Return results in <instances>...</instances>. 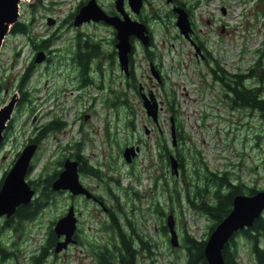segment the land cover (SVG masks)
Returning a JSON list of instances; mask_svg holds the SVG:
<instances>
[{"label": "rangeland", "instance_id": "374dc122", "mask_svg": "<svg viewBox=\"0 0 264 264\" xmlns=\"http://www.w3.org/2000/svg\"><path fill=\"white\" fill-rule=\"evenodd\" d=\"M37 1L20 0L17 21L28 23L32 18V20L36 18L32 31L39 37H44L53 29L46 23V16L56 18V23L59 21L57 25H60L62 21H65L69 8L76 6V0H40L44 8L37 5L32 7ZM57 1H63L62 5H58ZM43 4L40 5L43 6ZM143 12L148 21L153 23L150 24L153 40L161 49L159 51L162 53L163 71L167 75L163 86H160L156 93L153 90L156 99L164 102L160 105L158 118L161 132L145 114L141 98L135 91H124L125 98L128 97L129 105L133 110V130L123 124L126 110L122 105L114 108V115H112V110L105 101L96 99L102 95L105 97L107 93L93 89L83 91L80 93L82 102L79 108L72 109L75 107L72 98L66 100L63 110H66L65 117L68 126L63 132L53 134V137L42 141L37 157L32 160L33 166L26 175V180L38 178L44 169L47 173L59 172L62 165L58 162L64 160L63 156L67 155L69 150L77 148L76 144L79 139H86L82 152L100 170L104 180L89 176L85 181L103 197L108 205L114 207L116 213L118 208L115 196H118V201L131 219L133 228L143 235H148L149 242L155 244L152 249L154 253H151L141 250L138 243H135L136 264H170L183 262L185 253L183 249H180L179 244L177 246L170 244L168 228L161 233L158 219H161L162 224L165 225L166 217L173 214L178 241L184 231H188L196 238H205L210 220L187 204L185 194L178 197L177 192L173 191L172 178L174 177L169 171V164L164 163L163 156H160L157 149L156 142L159 136L164 137L169 148L173 149L170 117L174 115L169 111L166 103L167 91H173L176 96L178 116L175 120L178 119L184 131L185 145L181 144L183 150L188 152L192 148L198 150L210 169L214 171L231 170L232 179L236 178L245 186L264 187V119L257 111L251 112L244 108L233 110L219 103L218 94L212 95L218 89L217 84H212L211 88L202 87L201 89L193 84L194 81L191 80L193 76L206 67L194 60L195 47L193 51L189 41L180 34L175 24L176 18L174 19L170 13L169 4L164 0H146ZM193 18L197 35L204 39L209 54L216 57L227 71L242 72L254 65L255 72H259L260 68L264 67V0H199V4L193 9ZM82 30L83 34L93 36L98 41L100 36H107V41H111L108 27L85 24L75 29L70 27L69 22L66 21L63 28L58 30L60 38L52 45L60 48L56 52L68 54L69 50L74 51L75 44H72V40L76 33ZM66 45L69 47L66 48ZM108 48H110L109 45L103 44V50ZM136 49L135 72L141 83L145 85V78L141 74L150 76L149 65L144 58L142 48L136 45ZM31 55L32 48L27 45L26 38L19 34L14 35L9 30L0 47V84H2L0 106L14 99L15 108L13 107L14 110L6 123L4 139L0 144L1 180L11 168L17 153L26 144L33 116H37V123L45 122L47 119L46 112L51 100H44V97L50 82L45 83L44 66L38 67L24 87L30 89L33 102L39 103V107L31 113L27 102L24 101L22 106L16 107L15 105L20 96L17 87L22 67ZM259 57H261L260 66L255 65ZM114 64L115 71L119 72L117 60ZM120 75L122 76L121 72ZM115 79L117 80V76ZM255 82L256 80H253L252 83ZM118 88L119 86H116L115 91L121 92ZM91 101L96 102L89 105ZM83 114H89V117L84 119ZM107 122L109 126L105 130ZM10 123L12 125H9ZM145 126L150 128L151 132L149 130L146 134ZM80 128L83 129L82 132L79 131ZM105 133L109 135L108 140ZM257 135L259 139L256 138ZM135 142L141 145L138 144L141 150L131 163H127L122 156V150L125 146ZM110 153H112L114 162L116 161L114 164V168L117 167L116 171L109 169L107 164L101 163L103 159L109 158ZM190 166L189 163L188 168ZM131 173L134 176L130 175ZM43 175L45 176L46 173ZM176 189H178V183ZM109 190L114 195L109 193ZM170 191L173 194L172 203L167 201ZM36 195L37 193L33 197L36 198ZM70 202L68 194L57 193L52 202L42 208L35 219L25 223L24 230L30 240L28 242L19 241L16 245L19 264H26V260L30 258V251L39 249L43 235L52 228L55 218L64 211L66 212V207ZM155 202H158L164 215L157 212L156 208L154 209ZM81 209L85 211L82 216L85 227L91 224V229L86 233L88 238L96 241L97 246H102L112 235L110 242L106 243L107 246H112L116 231H103L93 220L100 210L88 203H85ZM97 217L102 219L104 215L100 213ZM117 218L122 228L127 233H131L130 227L125 225L124 217L117 214ZM19 233L21 232L13 229L11 233L6 231L5 241L16 240ZM237 239L239 240L238 252L241 263L256 264L249 245H246L242 237L238 236ZM4 247L7 248L8 244ZM90 253L91 250L87 244L84 248L70 245L67 250L60 251L57 257L49 255L43 264H98L97 259ZM13 262L16 264L14 260Z\"/></svg>", "mask_w": 264, "mask_h": 264}, {"label": "flooded vegetation", "instance_id": "af4514ba", "mask_svg": "<svg viewBox=\"0 0 264 264\" xmlns=\"http://www.w3.org/2000/svg\"><path fill=\"white\" fill-rule=\"evenodd\" d=\"M88 1L89 0H76V6L69 8V10L67 11V15H65L66 16L65 21L64 22L62 21V23L60 22L61 23L60 25H57L59 23V21H58V23H56V21H57L56 18H54L52 16H46V18H45L46 23L48 25H51L50 27H53V29L49 34L44 35V37H39V35L34 34V32L32 31V27L34 26V23L36 22V18L34 20H32L33 19L32 18L31 22H28L29 27H30L29 32L31 35L30 39H27L26 36L19 34V35L26 38L27 45H29L32 48V55H31L30 59L28 60V62L25 63L24 67H22L20 77L22 78L23 75L25 76L26 73H28V74L26 76L27 80L24 83V85L21 88L17 87L18 91H20V96H19V100L15 104L16 107L18 106V104L22 100L21 99L22 93L26 97L24 99V101L27 102L28 107H30L31 113L34 111V109L39 107V105H40L39 103L33 102V97L30 94V89L24 88L25 85L31 80L34 72L38 69V67L44 66L43 74L46 78L45 83H47L48 81L50 82V84L48 85L49 89H47V94L44 97V100H48V99L51 100L50 106L48 107L47 112H46L47 119L45 122L37 123V121H38L37 116H35V115L33 116V118L31 119L32 125L30 128V134L27 137L26 142H25L26 144H28V143H36L37 144L36 152L34 153L32 160L37 157L38 150L41 148V143H42V141H44L45 138L53 137L52 136L53 134L56 135L58 133H61L67 128L68 122L66 121V117H65L66 110H63V108L65 107V102L68 98L73 99V104L75 105V107L72 109L75 110L77 107L79 108L81 105V102H82V98L80 95L81 92L86 91V90H90V89L96 90L97 92L100 91L101 93L105 92V93H107V95L105 97H103V95H102L101 97L96 98V99H101L102 101H105L106 105L109 106V108L112 110V115H114V108H116L115 102L119 101V100L114 99V92H115L116 86H119L118 89L121 90L120 93H123L124 95H125L124 91L131 90V91H135L138 94V96L141 98V96H140L141 93L148 94V93L154 92V91L156 93V90L160 86H163V83H164L165 79L167 78L166 73H164V71H163V66H162V62H161L162 53L159 51L160 48L157 47L155 41L153 40L152 28H151V25L153 23H150L148 21L147 16L144 15V12H143V7L146 4V0H142L143 1L142 7L140 8V11L138 13H134L132 11V9L128 3L129 0H94L95 3L106 13V15H108L110 17L116 16V17H119L121 20H124L126 17H129L133 20H137V21L144 23L147 27L148 36H149L147 43L144 44L140 39H138L134 36H130L131 48H130V51L128 52L127 72L124 69H121V66H120V63L118 60V50H117V46H116V44L118 43V39L116 38V30L114 29V27L112 25H109L102 20H100V21L90 20V21L83 22L80 25H74V19H75L76 14L78 13L79 9L83 5H85ZM62 2L57 1L56 3L61 6ZM164 2L170 5V13L173 15L174 19L176 18V13H174L172 11V8L174 6L184 9L186 11V13L188 14L189 21L191 24V29H192L191 40L194 43V44H192L189 42V45L192 47L193 51H194L195 45L200 49V52H198L197 54H195V51H194L193 58L197 63L202 64L206 67L205 69L200 70V72H197L193 76V78L191 79L192 81H194L193 84H195L198 89H201L202 87L211 88L212 84H217L218 89L216 92H213L212 95H214V93L218 94V97H219L218 102L221 104H225L227 107L232 108L233 110L240 109L241 106L238 105V102H235L233 100V97L230 94V92L227 91L225 86L222 85L219 82V79L216 77V74L219 71L225 72L224 67L222 66L221 63L218 62V59L216 57H213V56H211V54H209V51L207 50V48L205 46L204 39L200 38L197 35V31L194 28V24L192 21V19L194 20L193 9L199 4V0H192V1L171 0L170 2H167V0H164ZM40 4H43V3L40 0H38L37 3L32 7H36V5L41 6L43 8L45 7L44 4H43V6ZM66 21L69 22L70 27H73L75 29H78V26L82 27L85 24H88V25L96 24V25H102V26L108 27V31L110 34L109 38L111 39V41H107V36H104V37L100 36L101 38L98 41L97 38H95L93 36H88L87 34H83V30H82V31L77 32L76 35L74 36L73 40H72V44L73 43L75 44L74 51L69 50L68 54H64L62 52H56V51L60 50V48L53 47L52 45L54 44V42H56L60 38V34H59L58 30H61L63 28ZM14 35H16V34H14ZM85 37H92L93 38L92 40L94 42L93 45H96V44L100 45L101 52H99L96 56H92L91 59L89 60L90 64L88 66L87 76L89 77L90 81L87 82L84 86H82V84H83L82 83L83 78H82V73H81L82 68L80 65L81 63L79 64V61H80L79 56L76 55L77 52H75V50H76L77 44H79V46H80L81 45L80 41L82 40V38H85ZM49 38H51V41L46 48H40L39 46L35 45V43H38L43 39H49ZM68 41H69V39H68ZM103 44L109 45L110 48H108L107 50H103ZM136 45H139L142 48L143 53H144V58L146 59L148 65H149L150 76L141 74V76L145 78V85L141 83V80L138 79V77L136 76V72H135L136 58L134 57V55H135V52L137 51ZM65 47L68 48L69 46L66 45ZM38 52L43 53V58L40 61H37V59H36ZM147 53L149 55H147ZM115 60H117V64L119 66V72H116L114 69ZM27 70H29V72H27ZM152 71H154L156 74H158L160 76V80H161L160 82L157 81V79L153 75ZM120 72L122 73V76L120 75ZM203 72H205V73H203ZM232 73H237V71H234ZM131 74H134V76H135L134 82L131 81ZM116 76H117V80L115 79ZM120 76H121V78H120ZM153 78L155 79V82H154ZM19 82H20V80H19ZM19 82H18V86H19ZM133 84H135L134 85L135 88H132L131 85H133ZM1 85L2 84H0V88H1ZM74 90H76V91H74ZM196 91H199V90H196ZM67 93H69V94H67ZM154 96L156 98L155 94H154ZM156 100L158 101V103L160 105L164 103L161 100H158V99H156ZM125 101L127 104L130 103V101L128 100V97L125 98ZM95 102L91 101L89 103V105H92ZM141 103H142V100H141ZM120 105H122V104H120ZM252 111L255 112L254 110H252ZM88 117H89V114H83L84 119H87ZM54 119H57L58 121L60 120V121L64 122V125H62L59 128L49 129L42 138L40 137L38 139L39 133L46 127V124H48L50 121H52ZM173 121H174L175 130L177 133L176 120L173 118ZM9 125H12V123H10ZM154 125H155V127H157L159 132H161V128H160L159 124L156 125L154 123ZM108 126H109V123L107 122L104 129L106 130L108 128ZM146 130H148V132H146ZM149 130L151 132V129L147 128L145 126V133L146 134L149 133ZM8 131H9V128L6 131V137H7ZM79 131L82 132L83 129L80 128ZM4 132H5V130H4ZM4 132H3V136H4ZM105 135H106L107 140H108L109 135L106 133H105ZM85 140L86 139H84V138L78 140V145H79L80 149H83V145L85 143ZM132 144H134L135 146L140 145L139 143H136V142L132 143ZM140 146H139V149H140ZM177 146H178V143L176 142V145L174 147H177ZM18 153H17V155H18ZM111 154L112 153H110V156L107 160L103 159L101 162V163H104L105 165L107 164L108 168L110 166H113V164H114V158L111 156ZM86 158L88 159V157H86ZM135 158L136 157H134L133 159H135ZM63 159L64 160H62V163H60L61 161L58 162L62 166H63V162L66 159H71V160H75L78 162L77 169H78V173H79L80 182L83 185V187L91 193V196L87 197L84 194L72 195L68 190L56 191L57 193L68 194L69 198L71 199V202L68 204L66 209L68 210V208L70 206H73L74 215H75V219H76L75 230H74L72 237H71L72 242H69L67 244V246L62 248L60 251L67 250L70 247V245H77V246H80L83 248L86 244H87L88 248L90 246H97L96 241L90 240L86 234L87 231H89L91 229V224H87V226L85 227L84 220L82 217L85 211H82L81 208L85 205V203H88L89 205L94 206L97 210H100L99 213H96V216L94 217L93 220H95L99 224V229H102L103 231H106V230L108 231V230H113L114 220H115L114 207L108 205L105 202V200L103 199V197L96 190H94L92 187H90L88 185L87 181H85V179H87L89 176L90 177H94V176L90 175L88 173H82L81 171H79L80 161L76 160L74 158V156L72 154H70L69 152L67 155L63 156ZM32 160H31V162H32ZM88 161H89V159H88ZM89 163L92 164L90 161H89ZM31 165L33 166V162L31 163ZM31 165H30V167H31ZM94 167H96V166H94ZM98 167H101V165H98ZM3 177H4V175H3ZM94 178H96V177H94ZM32 189H34V188H32ZM34 191L36 194L37 191L35 189H34ZM32 200H31V202H32ZM75 200H76V202H74ZM30 203H28V204H30ZM120 204L121 203L119 202L118 208H119ZM20 205H24V204H20ZM17 207H16V209H17ZM16 209H15V211H16ZM67 210H66V212H67ZM15 211L9 217H7L5 214L0 216V264H4V263L14 264L13 260L16 262V264H19L18 259H17L18 254L16 251L17 250L16 245L19 243V241L20 242H25V241L28 242L30 240V239L28 240L26 232L24 230L25 229V227H24L25 223L29 222L30 220H21V219L19 221L16 220ZM66 212L64 211L57 218H55V220L53 221V224H52V228L49 230V232H47L46 234L43 235L42 242L39 244V249H40L42 246H45L48 243V240L53 238L52 240H54V243H53V246L50 247V251H48L47 257L49 255H53V257H57L58 254L60 253V251H55V248H56V245L58 242H63L65 240V235L64 234L57 235L55 233L53 227H54V223L56 222V220L59 217H61L62 215H64ZM100 213H103L104 218L99 219V217H97V215ZM13 224H15V226ZM12 229L20 231L21 233H19L17 235L16 240L11 239L9 242H6L5 241V239H6L5 232L9 231V233H11ZM52 234H54V235H52ZM23 235H24V237H23ZM111 239H112V235H110V238L106 242H104V244L102 246H107L106 243L110 242ZM5 244H8L7 248L4 247ZM39 249L38 250L32 249L30 251V253H29L30 258L28 260H26V264H35L33 257H34V255L37 254ZM47 257H46V259H47ZM46 259L40 264H43L46 261Z\"/></svg>", "mask_w": 264, "mask_h": 264}, {"label": "trees", "instance_id": "16d2710c", "mask_svg": "<svg viewBox=\"0 0 264 264\" xmlns=\"http://www.w3.org/2000/svg\"><path fill=\"white\" fill-rule=\"evenodd\" d=\"M154 19L156 18L154 17ZM29 30V24L25 21H17L10 27V32L12 34H21L26 36L27 39H30L31 37ZM92 39V37L82 38L80 41L81 45L79 46V44H77L75 50V52H77L76 55L79 56V64L81 63L80 65L82 68V86L90 81L87 76V70L90 64L89 60L92 56H96L101 52L100 45H93L94 42ZM50 41L51 38L43 39L40 42L35 43V45L40 48H46ZM147 55L149 54L147 53ZM257 64H261V57L256 60L255 65ZM245 70L246 71L232 73L224 68L225 72L219 71L216 74V77L219 79V82L225 86L227 91L230 92L233 100L238 102V105H240L241 108L257 111L264 119V67H261L259 72H255L254 65L249 66ZM27 72H29V70H27ZM27 74L28 73H26L25 76L23 75L20 79L19 88H21L26 82ZM253 80H256V82L252 83ZM131 81H135L134 74H131ZM134 85L135 84L131 85L132 88H135ZM167 96L168 99L166 100V103L168 109L173 113L175 119L176 116H178V108L175 103V93L173 91H167ZM25 98V95L22 93V100L18 106H22ZM114 99L119 100L115 102L116 108L122 104V107L126 110V116L123 123L124 126L133 130V110L132 107L126 103L125 95L116 90L114 93ZM62 125H64V122L60 120L58 121L57 119H54L50 121L39 133L38 139L40 137L42 138L49 129L59 128ZM176 129L178 146L174 147L171 145L173 149H170L166 139L159 136L156 142L157 149L159 150L160 156H163L162 159L165 164H169L168 157L171 153L175 156L178 162V176L175 177V175L171 174L175 178H172L174 185L173 191L177 192L178 197L181 194H185L184 198L187 201V204L193 209H196L199 213H203L208 220H210V224L205 238H196L188 231H184L183 234L180 235L179 240L180 249H183L185 253L183 262H172L170 264H207L204 256L205 242L215 225L218 224L231 210L233 197L239 194L252 195L259 190H263L264 187L256 188L254 186H245V184L236 180V178L232 179L231 170L222 169L220 171H214L210 169L200 156L198 150L193 148L190 152L183 150L181 144L185 143L184 131L181 123L178 122V119H176ZM256 138L259 139V135H257ZM125 144L127 143L125 142ZM76 146L77 148L75 150H69V153L72 154L76 160L80 161L79 171L93 175L100 180H104L103 176H101L100 170L89 163L88 159L83 154L82 149H80L78 142ZM60 163H62V161ZM115 163L116 161L114 164ZM189 163L191 165L190 168H188ZM113 166H110L109 169L116 171L117 169L115 168L117 167L114 168ZM31 168L32 165L29 168V172L31 171ZM44 173H46L45 176L43 175ZM58 173V171L47 173L44 169L42 175L40 173L41 176H38V178H31L28 181L26 180L32 188H37V195L30 204L19 205L17 207L15 211L16 220H33L42 208L52 202L53 197L57 192L52 189L51 183L57 177ZM130 175L134 176L132 173ZM179 176L180 179H178ZM180 180L184 183L182 184ZM137 181L140 182V179L137 178ZM1 183L2 180L0 181V186ZM115 183L117 184V180H115ZM177 183L178 189H176ZM108 192L114 195L110 190ZM115 200L118 208V196H115ZM167 201L171 203L173 202V194L171 191L168 193ZM154 205V209L156 208L157 212L164 215L158 202H155ZM117 214H121L124 217L125 225L126 227H130L131 233H127L119 224ZM114 216L113 230L116 231L114 244L110 247H89V250H91L90 254L97 259L98 264H136L137 249L135 248V243H138L141 250L154 253L152 249L155 247V244L149 242L150 239L148 235H143L133 228L132 221L121 204L117 213L116 211L114 212ZM158 220L159 228L162 233L163 230H166L167 225L166 222L165 225H163L161 219ZM238 236L245 240L246 245H249L256 264H264V211L254 220L250 227L236 232L225 244L222 250L225 264H242L239 260ZM52 239L53 238L48 240V243L45 246H42L37 254L34 255L33 259L35 264H40L46 259L48 251H50V247H52L54 243V240Z\"/></svg>", "mask_w": 264, "mask_h": 264}, {"label": "water", "instance_id": "95a60500", "mask_svg": "<svg viewBox=\"0 0 264 264\" xmlns=\"http://www.w3.org/2000/svg\"><path fill=\"white\" fill-rule=\"evenodd\" d=\"M171 0H167L170 2ZM20 0H0V47L4 37L9 32L10 27L17 22ZM129 6L134 13H138L142 7V0H129ZM172 11L176 13L175 24L180 32L192 44L191 40V24L188 14L180 7L174 6ZM50 20V19H49ZM104 21L112 25L116 30V44L118 50V60L121 69L127 72L128 52L131 48L130 36L140 39L144 44L147 43L149 36L148 30L144 23L126 17L121 20L119 17H110L95 3L94 0H89L83 5L74 19V25H80L86 21ZM195 54L200 52V49L195 45ZM43 58V53H37V61ZM153 75L157 81L160 76L154 71ZM142 106L145 114L158 125V115L161 109L157 102L154 93H141ZM14 99L0 107V144L3 140V132L6 128V123L13 112ZM171 127V144L176 145L177 136L174 127L173 117H170ZM148 132V130H146ZM37 144L28 143L17 155L11 168L7 171L2 179L0 186V216L6 215L9 217L14 213L16 207L20 204H28L31 202L35 191L26 181V175L29 172L30 163L34 153L36 152ZM139 146H125L122 151V156L127 163H131L132 159L139 153ZM169 170L170 173L178 176V162L175 156L169 155ZM77 161L66 159L63 162L62 169L57 177L52 181L51 187L54 191L68 190L72 195L84 194L87 197L91 193L83 187L79 179L77 169ZM264 211V189L259 190L252 195L239 194L232 199V208L229 213L218 223L210 232L205 245L204 256L207 264H225L222 256V250L229 239L239 230L248 228L254 220ZM75 215L74 208L70 206L67 212L59 217L54 223V231L57 235L64 234L65 240L58 242L55 251H60L66 247L69 242H72V234L75 230ZM166 225L170 235V244L177 246L179 244L178 235L174 228V219L172 214H169L166 219Z\"/></svg>", "mask_w": 264, "mask_h": 264}]
</instances>
